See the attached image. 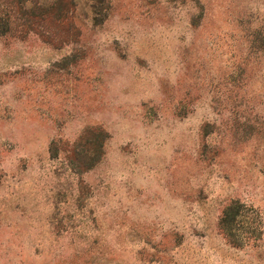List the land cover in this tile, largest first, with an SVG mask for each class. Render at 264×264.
Returning a JSON list of instances; mask_svg holds the SVG:
<instances>
[{"label":"rangeland","instance_id":"obj_1","mask_svg":"<svg viewBox=\"0 0 264 264\" xmlns=\"http://www.w3.org/2000/svg\"><path fill=\"white\" fill-rule=\"evenodd\" d=\"M1 22L0 264H264V0H0Z\"/></svg>","mask_w":264,"mask_h":264},{"label":"trees","instance_id":"obj_2","mask_svg":"<svg viewBox=\"0 0 264 264\" xmlns=\"http://www.w3.org/2000/svg\"><path fill=\"white\" fill-rule=\"evenodd\" d=\"M10 30L9 25L7 22L0 23V34L6 33ZM240 205L237 202L231 203L223 212V216L220 220V226L222 231L224 232L227 239L232 244H237L240 241L239 234L237 233L238 230H230L231 226L234 227L235 224L238 223L240 217L242 216Z\"/></svg>","mask_w":264,"mask_h":264}]
</instances>
